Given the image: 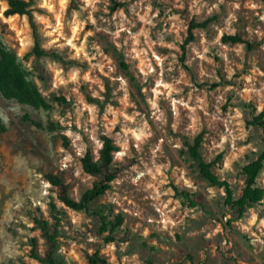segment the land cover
I'll list each match as a JSON object with an SVG mask.
<instances>
[{"label":"clouds","instance_id":"obj_1","mask_svg":"<svg viewBox=\"0 0 264 264\" xmlns=\"http://www.w3.org/2000/svg\"><path fill=\"white\" fill-rule=\"evenodd\" d=\"M3 62L0 264H264V0H0Z\"/></svg>","mask_w":264,"mask_h":264},{"label":"trees","instance_id":"obj_2","mask_svg":"<svg viewBox=\"0 0 264 264\" xmlns=\"http://www.w3.org/2000/svg\"><path fill=\"white\" fill-rule=\"evenodd\" d=\"M13 7L22 10V0H12ZM6 16L10 13L5 12ZM20 86V81L15 74V69L8 62H3V67H0V87L8 92L14 91L15 88Z\"/></svg>","mask_w":264,"mask_h":264},{"label":"rangeland","instance_id":"obj_3","mask_svg":"<svg viewBox=\"0 0 264 264\" xmlns=\"http://www.w3.org/2000/svg\"><path fill=\"white\" fill-rule=\"evenodd\" d=\"M5 15V14H4ZM6 16V15H5Z\"/></svg>","mask_w":264,"mask_h":264}]
</instances>
